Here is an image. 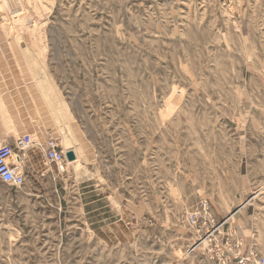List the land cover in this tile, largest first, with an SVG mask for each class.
I'll return each instance as SVG.
<instances>
[{
    "label": "rangeland",
    "instance_id": "obj_1",
    "mask_svg": "<svg viewBox=\"0 0 264 264\" xmlns=\"http://www.w3.org/2000/svg\"><path fill=\"white\" fill-rule=\"evenodd\" d=\"M23 135L0 264H264V0H0Z\"/></svg>",
    "mask_w": 264,
    "mask_h": 264
},
{
    "label": "built area",
    "instance_id": "obj_2",
    "mask_svg": "<svg viewBox=\"0 0 264 264\" xmlns=\"http://www.w3.org/2000/svg\"><path fill=\"white\" fill-rule=\"evenodd\" d=\"M33 145L31 137L23 135L15 141L14 145H3L0 147V183L14 188L24 184V173L20 172L21 169L18 166L21 163L19 153ZM43 154L47 161L57 166L60 171L64 168L66 158L56 141L48 139L43 146Z\"/></svg>",
    "mask_w": 264,
    "mask_h": 264
},
{
    "label": "bare ground",
    "instance_id": "obj_3",
    "mask_svg": "<svg viewBox=\"0 0 264 264\" xmlns=\"http://www.w3.org/2000/svg\"><path fill=\"white\" fill-rule=\"evenodd\" d=\"M27 149V148H26ZM67 150V149H66ZM65 151V150H64ZM63 151V152H64ZM68 152H72L73 154H74V160H72V161H67V159H66V161L68 162L67 163V166H71V165H73V164H75L76 162H77V156H76V154H75V152L73 151V150H71V151H68ZM66 153H67V151L66 152H64V156L66 155ZM65 158H66V156H65ZM18 170H20V169H18ZM20 172L22 173V171L20 170Z\"/></svg>",
    "mask_w": 264,
    "mask_h": 264
},
{
    "label": "water",
    "instance_id": "obj_4",
    "mask_svg": "<svg viewBox=\"0 0 264 264\" xmlns=\"http://www.w3.org/2000/svg\"><path fill=\"white\" fill-rule=\"evenodd\" d=\"M65 156H66L67 161L74 160V154L72 152H67Z\"/></svg>",
    "mask_w": 264,
    "mask_h": 264
},
{
    "label": "crops",
    "instance_id": "obj_5",
    "mask_svg": "<svg viewBox=\"0 0 264 264\" xmlns=\"http://www.w3.org/2000/svg\"><path fill=\"white\" fill-rule=\"evenodd\" d=\"M8 142L12 143V142H13V139L11 140L10 138H8ZM33 154H34V151H29V152L27 153L28 158L33 157ZM29 160H30V159H29ZM34 167H35V164H34ZM39 167H40V166H39Z\"/></svg>",
    "mask_w": 264,
    "mask_h": 264
}]
</instances>
